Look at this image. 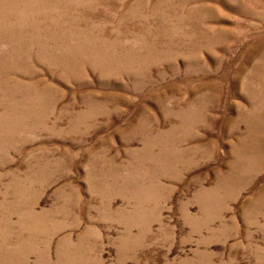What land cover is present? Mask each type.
I'll return each instance as SVG.
<instances>
[{
	"label": "rangeland",
	"instance_id": "rangeland-1",
	"mask_svg": "<svg viewBox=\"0 0 264 264\" xmlns=\"http://www.w3.org/2000/svg\"><path fill=\"white\" fill-rule=\"evenodd\" d=\"M0 264H264V0H0Z\"/></svg>",
	"mask_w": 264,
	"mask_h": 264
}]
</instances>
